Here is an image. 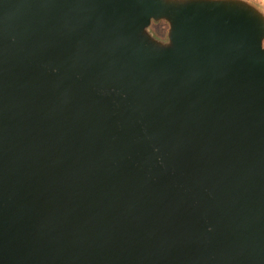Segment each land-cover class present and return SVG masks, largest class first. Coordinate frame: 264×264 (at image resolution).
<instances>
[{
    "label": "water",
    "instance_id": "1",
    "mask_svg": "<svg viewBox=\"0 0 264 264\" xmlns=\"http://www.w3.org/2000/svg\"><path fill=\"white\" fill-rule=\"evenodd\" d=\"M263 41L245 0H0V264H264Z\"/></svg>",
    "mask_w": 264,
    "mask_h": 264
},
{
    "label": "rangeland",
    "instance_id": "2",
    "mask_svg": "<svg viewBox=\"0 0 264 264\" xmlns=\"http://www.w3.org/2000/svg\"><path fill=\"white\" fill-rule=\"evenodd\" d=\"M245 1L256 6L264 14V0H245ZM167 30H168V24L163 20L153 21L151 25L149 26L150 33L154 37L160 40H166ZM263 46H264V41H263Z\"/></svg>",
    "mask_w": 264,
    "mask_h": 264
}]
</instances>
